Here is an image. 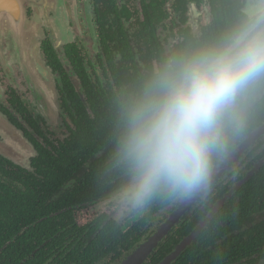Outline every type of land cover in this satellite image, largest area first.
I'll list each match as a JSON object with an SVG mask.
<instances>
[{
    "label": "flooded vegetation",
    "instance_id": "af4514ba",
    "mask_svg": "<svg viewBox=\"0 0 264 264\" xmlns=\"http://www.w3.org/2000/svg\"><path fill=\"white\" fill-rule=\"evenodd\" d=\"M20 1L22 39L39 46L57 106L36 100L11 39L1 35L0 264H122L184 199L162 192L164 201L157 192L133 205L134 175L123 151L128 112L169 59L220 42L250 15L264 13V0ZM242 117L250 130L210 171L264 123V82L226 118L223 128L233 138ZM8 126L15 137L3 135ZM263 159L264 134L142 264H159ZM257 175L264 182V163L235 193ZM246 205L247 212L231 216L216 217L224 206L219 210L205 227L211 225V239L188 264H264V194Z\"/></svg>",
    "mask_w": 264,
    "mask_h": 264
},
{
    "label": "clouds",
    "instance_id": "9594fccd",
    "mask_svg": "<svg viewBox=\"0 0 264 264\" xmlns=\"http://www.w3.org/2000/svg\"><path fill=\"white\" fill-rule=\"evenodd\" d=\"M264 82V13L220 42L172 57L127 114L123 151L134 175L133 205L157 192L190 197L207 184L226 118Z\"/></svg>",
    "mask_w": 264,
    "mask_h": 264
},
{
    "label": "water",
    "instance_id": "95a60500",
    "mask_svg": "<svg viewBox=\"0 0 264 264\" xmlns=\"http://www.w3.org/2000/svg\"><path fill=\"white\" fill-rule=\"evenodd\" d=\"M23 7L20 0H0V28L11 29L14 33V55L16 61L20 64L21 69L24 72L27 83L32 90L35 98L45 108L49 109L53 105L57 106V92L55 84L51 75L49 67L46 65L43 57L39 52V46L33 43H27L22 39L24 27ZM0 114V127L5 123ZM264 134V123L256 128L250 135H248L244 141L241 142L224 160L214 166L209 172V178L205 187L199 190L196 194L185 197L179 205L177 211L167 219L159 229L145 242H143L134 252L130 255L126 261L122 264H142L147 255L158 246L159 242L165 237L172 227L178 222L181 215L189 210L195 202L206 193L207 189L212 187L215 181L222 175V173L236 162L241 153L251 146L254 141ZM6 137H15L16 133L11 126L5 130ZM0 152H2L0 150ZM264 163V159L257 164L240 182L235 184L224 196L219 199L209 214L198 224L196 227L184 237L159 264H171L191 245L201 232L205 229L208 222L219 212L224 206L225 202L232 197V195L249 180L254 172Z\"/></svg>",
    "mask_w": 264,
    "mask_h": 264
},
{
    "label": "trees",
    "instance_id": "16d2710c",
    "mask_svg": "<svg viewBox=\"0 0 264 264\" xmlns=\"http://www.w3.org/2000/svg\"><path fill=\"white\" fill-rule=\"evenodd\" d=\"M263 99V98H262ZM244 121V117L238 121L240 125L238 128V135L235 138L232 137L231 130H225L222 128L221 133V142L217 148V150L213 153L211 158V164L217 163L220 155L225 154L230 148H232L238 140H240L250 128H246L245 126H241ZM218 155H216V154ZM264 182L261 179V175H257L253 177L252 180L247 182L237 193L231 197L228 202L225 204L223 209L216 215L218 217L220 214L223 216H231L233 211L237 209L238 212H247V200L252 196H258L264 194ZM159 197L162 200L167 201V195L162 194V191L159 192ZM209 225L204 232L193 242V244L183 252V254L179 257V259L173 264H188L189 260H196L199 257V250L204 249L203 243L205 239H211L209 235L210 232ZM187 232V231H186ZM185 232V233H186Z\"/></svg>",
    "mask_w": 264,
    "mask_h": 264
},
{
    "label": "rangeland",
    "instance_id": "374dc122",
    "mask_svg": "<svg viewBox=\"0 0 264 264\" xmlns=\"http://www.w3.org/2000/svg\"><path fill=\"white\" fill-rule=\"evenodd\" d=\"M1 35H6L8 38H10L11 39V44H12V46H14L13 45L14 44V33H12V30L11 29H7V28L6 29H3V28H0V36ZM13 51H14V49H13Z\"/></svg>",
    "mask_w": 264,
    "mask_h": 264
}]
</instances>
